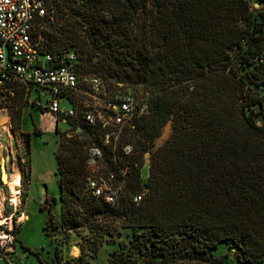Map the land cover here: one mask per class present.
I'll return each mask as SVG.
<instances>
[{"label":"trees","instance_id":"obj_1","mask_svg":"<svg viewBox=\"0 0 264 264\" xmlns=\"http://www.w3.org/2000/svg\"><path fill=\"white\" fill-rule=\"evenodd\" d=\"M45 2L47 14L39 25L45 53L55 57L53 52L69 44H101L98 51L123 60L116 82L141 81L153 88L146 113L106 145L100 127L79 115L65 120L64 131L74 127L78 134L60 142L54 155L64 236L86 230L96 240L87 251L95 254L102 235L111 236L117 227L140 229L133 236L140 239L129 248L146 253L147 264H159L152 259L168 249L170 256L190 253L222 264L209 253L222 242L238 251L240 264L264 262V97L249 88L264 85V10L253 14L247 0ZM89 70L76 67L79 76L93 72L107 78L114 71L107 63H92ZM23 94V89L6 93L9 106L0 108L20 107ZM19 117L20 108L10 116L14 131ZM168 121L169 137L153 149ZM19 135L29 155V133ZM92 145L117 180L118 169L125 170L112 206L84 190L85 151ZM125 146L132 149L128 155ZM137 193L142 196L135 204ZM78 250L76 264H87L81 244ZM55 255L52 264H59L56 250Z\"/></svg>","mask_w":264,"mask_h":264},{"label":"rangeland","instance_id":"obj_2","mask_svg":"<svg viewBox=\"0 0 264 264\" xmlns=\"http://www.w3.org/2000/svg\"><path fill=\"white\" fill-rule=\"evenodd\" d=\"M247 2L253 14L264 10V0H247ZM48 8H50L49 5ZM101 48V44H69L67 48L53 53L66 59L67 62L71 59L80 72L90 71L92 63L95 65L110 64L114 71H111L107 78L98 77L106 89L105 97L127 89L133 90L139 97L150 96L153 88L147 87L145 82L139 81L131 84L126 79L123 82H116L115 79L120 71L118 65H121L123 60L119 58L120 62H118L117 59L109 57L104 51H98ZM87 75L95 76L96 74L88 72ZM249 88L253 94L264 97V85L250 84ZM31 102L36 103V93L33 90L26 96L23 94L19 100L20 107L0 108V199L4 198L3 209L0 212L2 217H8L11 211L7 202L8 189L4 185V183L7 185L10 180L8 178V182H4L1 178V166L7 175L20 170L23 177L21 178V206L13 220L16 223L17 219L19 222V218L24 220L14 227L15 254L11 256L10 262L12 264H52L56 258V250L59 264H76L75 260L79 254L78 245L81 244L85 251L84 260L87 264H147L149 256L146 253L140 254L129 248L132 240L134 242L140 239L133 237L141 232L140 229L117 227L111 236L102 235V242L96 246L95 254L87 251L96 240L86 230L77 229L74 232L70 231L67 237L64 236L59 228L54 155L60 142L66 138L77 136L78 132L74 127L63 131L66 128L63 122L58 123L54 130L52 118L39 112ZM0 104L9 106L8 103H5L4 96H0ZM45 104L46 96L40 94V107L43 109ZM60 105L70 107L65 100H62ZM19 108L20 117L16 121L17 131L15 132L13 130L14 122L10 120V116L14 115V111ZM4 120L8 122V128L4 124ZM171 124V121H168L163 125L159 136L154 140L153 149L160 147L169 137ZM79 125L82 124L79 123ZM33 130L40 132V135L35 136ZM24 132L29 133V155L26 154L23 138L19 135ZM7 157L8 161L5 160ZM144 161L140 169L142 180L147 174V155L144 156ZM28 163L29 176L27 173ZM171 251L168 249L164 255H156L152 260L159 264H209L200 259L196 260L190 253L170 256L169 252ZM209 253L211 259H221L222 264H240L235 260L238 251L232 248L229 242L218 244L216 249ZM0 264L4 263L0 262Z\"/></svg>","mask_w":264,"mask_h":264},{"label":"built area","instance_id":"obj_3","mask_svg":"<svg viewBox=\"0 0 264 264\" xmlns=\"http://www.w3.org/2000/svg\"><path fill=\"white\" fill-rule=\"evenodd\" d=\"M46 14L45 0H0V96L14 89H23L26 96L33 90L36 103H31L56 124L79 115L85 124L103 130V145L108 144L109 138L113 142L134 117L146 113L148 97H139L128 90L105 97V88L98 77L79 76L71 59L67 62L59 55L52 57L45 53L39 25ZM40 94L46 96L43 109L39 105ZM62 100L70 107L61 106ZM122 150L128 155L132 149L125 146ZM85 156L87 178L84 190L104 203L114 205L125 170L118 169L120 179L117 180L114 171L101 166L102 155L97 146H89ZM5 160L8 161V157ZM14 175L16 182L12 188L16 203L8 196L11 213L3 217L0 224V262L4 264H12L10 258L15 254L14 227L19 222L13 218L21 206L20 170ZM141 196L142 193L135 194L132 202L137 204ZM3 202L4 198H1V210Z\"/></svg>","mask_w":264,"mask_h":264},{"label":"bare ground","instance_id":"obj_4","mask_svg":"<svg viewBox=\"0 0 264 264\" xmlns=\"http://www.w3.org/2000/svg\"><path fill=\"white\" fill-rule=\"evenodd\" d=\"M4 124L6 125V127L8 128V122L6 121V120H4ZM6 128V129H7ZM15 174V173H14ZM14 174H9V175H7L6 173H5V170L3 169V172H2V178H3V181L5 182H8V178H9V180H10V182L6 185L5 183H4V185L7 187V189H8V194H9V197H10V199H11V201H12V203H16V198H15V196H14V191H13V185L11 186V184L12 183H14V182H16V176L14 175ZM2 197V196H1ZM0 212H1V203H0ZM22 220H24L23 218H19V222H21ZM3 223V217L0 215V224H2Z\"/></svg>","mask_w":264,"mask_h":264},{"label":"crops","instance_id":"obj_5","mask_svg":"<svg viewBox=\"0 0 264 264\" xmlns=\"http://www.w3.org/2000/svg\"><path fill=\"white\" fill-rule=\"evenodd\" d=\"M43 115H47V114H43ZM55 122L54 120L52 119V125L54 126ZM58 125V124H57Z\"/></svg>","mask_w":264,"mask_h":264},{"label":"water","instance_id":"obj_6","mask_svg":"<svg viewBox=\"0 0 264 264\" xmlns=\"http://www.w3.org/2000/svg\"><path fill=\"white\" fill-rule=\"evenodd\" d=\"M2 172H3V168H2V166H1V178H2Z\"/></svg>","mask_w":264,"mask_h":264},{"label":"flooded vegetation","instance_id":"obj_7","mask_svg":"<svg viewBox=\"0 0 264 264\" xmlns=\"http://www.w3.org/2000/svg\"><path fill=\"white\" fill-rule=\"evenodd\" d=\"M16 132V131H15ZM28 133V132H27Z\"/></svg>","mask_w":264,"mask_h":264}]
</instances>
